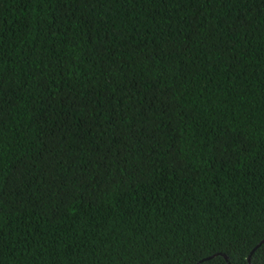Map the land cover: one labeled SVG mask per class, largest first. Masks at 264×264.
<instances>
[{
  "label": "trees",
  "instance_id": "trees-1",
  "mask_svg": "<svg viewBox=\"0 0 264 264\" xmlns=\"http://www.w3.org/2000/svg\"><path fill=\"white\" fill-rule=\"evenodd\" d=\"M262 254L264 0H0V264Z\"/></svg>",
  "mask_w": 264,
  "mask_h": 264
},
{
  "label": "snow or ice",
  "instance_id": "snow-or-ice-1",
  "mask_svg": "<svg viewBox=\"0 0 264 264\" xmlns=\"http://www.w3.org/2000/svg\"><path fill=\"white\" fill-rule=\"evenodd\" d=\"M250 264H264V254L261 257L255 259L254 261L250 260Z\"/></svg>",
  "mask_w": 264,
  "mask_h": 264
},
{
  "label": "water",
  "instance_id": "water-1",
  "mask_svg": "<svg viewBox=\"0 0 264 264\" xmlns=\"http://www.w3.org/2000/svg\"><path fill=\"white\" fill-rule=\"evenodd\" d=\"M257 248V247H256ZM226 257V256H225ZM226 259L228 260V257H226Z\"/></svg>",
  "mask_w": 264,
  "mask_h": 264
}]
</instances>
